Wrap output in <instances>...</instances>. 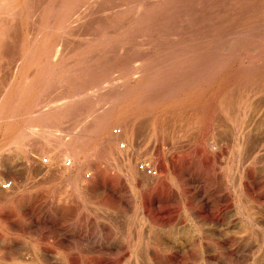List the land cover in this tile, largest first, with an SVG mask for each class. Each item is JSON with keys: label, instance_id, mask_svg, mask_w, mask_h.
Here are the masks:
<instances>
[{"label": "rangeland", "instance_id": "rangeland-1", "mask_svg": "<svg viewBox=\"0 0 264 264\" xmlns=\"http://www.w3.org/2000/svg\"><path fill=\"white\" fill-rule=\"evenodd\" d=\"M89 1L0 0V264H264V0Z\"/></svg>", "mask_w": 264, "mask_h": 264}, {"label": "bare ground", "instance_id": "bare-ground-1", "mask_svg": "<svg viewBox=\"0 0 264 264\" xmlns=\"http://www.w3.org/2000/svg\"><path fill=\"white\" fill-rule=\"evenodd\" d=\"M87 1H89V0H87ZM96 1H98V0H96ZM95 1V2H96ZM109 1V0H108ZM228 1V0H227ZM232 1V0H231ZM240 1V0H239ZM9 2V1H8ZM90 2V1H89ZM94 2V1H93ZM112 2V1H111ZM131 2V1H130ZM172 2V1H171ZM187 2H188V0H187ZM199 2V1H198ZM198 2H196V3H198ZM211 2H213V0L211 1ZM229 2V1H228ZM235 2H237V1H235ZM257 1L255 0V2L253 3V5L256 3ZM24 3H26V1L24 2ZM27 3H28V1H27ZM63 3H64V1H63ZM91 3V2H90ZM99 3H101V2H99ZM132 3V2H131ZM148 3V2H147ZM174 3V2H173ZM179 3V2H178ZM199 3H201V2H199ZM216 3H218V1L216 2ZM230 3V2H229ZM233 3V2H232ZM246 3V2H245ZM248 3V2H247ZM258 3H259V1H258ZM31 4V3H30ZM65 4V3H64ZM63 4V5H64ZM93 4V3H92ZM120 4H122V3H118V5H120ZM190 4V3H189ZM221 4H223V3H221ZM32 5V4H31ZM55 5V4H54ZM62 5V3L60 4V6ZM62 5V6H63ZM100 5V4H99ZM101 5H102V3H101ZM195 5V4H194ZM215 5H217V4H215ZM248 5V4H247ZM44 6V5H43ZM59 6V7H60ZM76 6V5H75ZM123 6V5H122ZM139 6V5H138ZM152 6V5H151ZM210 6V5H209ZM218 6V5H217ZM226 6V5H225ZM229 6V5H228ZM258 6V5H257ZM261 6V5H260ZM259 6V7H260ZM29 7H30V5H29ZM28 7V8H29ZM33 7V6H32ZM37 7V6H36ZM67 7V6H66ZM98 7V6H97ZM126 7V6H125ZM216 7V6H215ZM222 7V6H221ZM26 8V7H25ZM35 8V7H34ZM62 8V7H61ZM102 8V7H101ZM116 8H117V6H116ZM145 8V7H144ZM210 8H212V7H210ZM228 8H230V7H228ZM232 8V7H231ZM252 8V7H251ZM7 9V8H6ZM30 9V8H29ZM74 9H76V8H74ZM104 9H106V7L104 8ZM110 9V8H109ZM143 9V8H142ZM226 9V8H225ZM233 9V8H232ZM231 9V10H232ZM34 10V9H33ZM32 10V11H33ZM36 10V9H35ZM61 10V9H60ZM135 10V9H134ZM230 10V11H231ZM245 10V9H244ZM3 11V10H2ZM25 11H26V9H25ZM28 11V10H27ZM31 11V12H32ZM40 11V10H39ZM69 11H71V10H69ZM110 11V10H109ZM132 11V10H131ZM219 11V10H218ZM264 11V10H263ZM4 12V11H3ZM36 12V11H35ZM34 12V13H35ZM99 12H101V11H99ZM105 12V11H104ZM128 12V11H127ZM134 12V11H133ZM26 13V12H25ZM53 13H55V12H53ZM70 13V12H69ZM213 13V12H212ZM231 13V12H230ZM248 13V12H247ZM5 14V13H4ZM8 14V13H7ZM27 14V13H26ZM32 14V13H31ZM65 14V13H64ZM217 14V13H216ZM6 15V14H5ZM35 15V14H34ZM241 15V14H240ZM243 15V14H242ZM263 15V14H262ZM37 16V15H36ZM53 16V15H52ZM64 16V15H63ZM68 16V15H67ZM213 16V15H212ZM43 17V16H42ZM50 17V16H49ZM253 17H255V16H253ZM259 17V16H258ZM47 18V17H46ZM45 18V19H46ZM244 18V17H243ZM248 18V17H247ZM264 18V17H263ZM52 19V18H51ZM60 19V18H59ZM67 19V18H66ZM124 19V18H123ZM140 19V18H139ZM146 19V18H145ZM212 19V18H211ZM227 19H229L228 17H227ZM258 19V18H257ZM256 19V20H257ZM50 20V19H49ZM61 20H62V18H61ZM63 20H64V18H63ZM242 20V19H241ZM261 20V19H260ZM45 21V20H44ZM116 21V20H115ZM122 21V20H121ZM216 21H218L217 19H216ZM252 21V20H251ZM46 22V21H45ZM63 22V21H62ZM62 22L60 23V24H62ZM66 22V21H65ZM75 22V21H74ZM112 22V21H111ZM135 22V21H134ZM209 22V21H208ZM212 22V21H211ZM215 22V21H214ZM228 22V21H227ZM230 22H231V19H230ZM257 22V21H256ZM47 23V22H46ZM50 23V22H49ZM233 23V22H232ZM235 23V22H234ZM242 23H244V22H242ZM251 23V22H250ZM263 23V22H262ZM42 24V23H41ZM66 24V23H65ZM212 24V23H211ZM215 24H217L216 22H215ZM247 24V23H246ZM47 25V24H46ZM63 25V24H62ZM61 25V26H62ZM229 25V24H228ZM254 25V24H253ZM67 26V25H66ZM133 26H135V25H133ZM133 26H132V28H133ZM242 26V25H241ZM256 26V25H255ZM255 26H254V28H255ZM264 26V25H263ZM232 27V26H231ZM46 28V27H45ZM131 28V27H130ZM249 28H250V26H249ZM260 28V27H259ZM106 29V28H105ZM225 29V28H224ZM246 29V28H245ZM253 29V28H252ZM125 30H127V29H125ZM232 30H233V28H232ZM251 30V29H250ZM257 30V29H256ZM263 30V29H262ZM230 31V30H229ZM245 31V30H244ZM65 32V31H64ZM224 32V31H223ZM234 32V31H233ZM257 32V31H256ZM262 32V31H261ZM55 33V32H54ZM229 33H231V32H229ZM249 33V32H248ZM252 33V32H251ZM65 34V33H64ZM72 34V33H71ZM228 34V33H227ZM239 35V34H238ZM243 35V34H242ZM64 36V35H63ZM237 36V35H236ZM249 36V35H248ZM259 36V35H258ZM261 36H262V34H261ZM241 38V37H240ZM251 38V37H250ZM250 38H247L248 40L250 39ZM238 39V38H237ZM245 39V38H244ZM243 39V40H244ZM252 39V38H251ZM250 39V40H251ZM264 39V38H263ZM220 40V39H219ZM260 40V39H259ZM228 41V40H227ZM61 42V41H60ZM241 42V41H240ZM5 43V42H4ZM117 43V42H116ZM228 43V42H227ZM258 43V42H257ZM62 44V43H61ZM245 44V43H244ZM252 44H254L253 42H252ZM260 44V43H259ZM262 44V43H261ZM240 45V44H239ZM224 46V45H223ZM220 47V46H219ZM218 47V48H219ZM217 48V47H216ZM258 49V48H257ZM261 49H262V47H261ZM245 50V49H244ZM238 51V50H237ZM248 51V50H247ZM254 51V50H253ZM195 52V51H194ZM252 52V51H251ZM246 54H247V52H245ZM257 54H259L258 52H257ZM57 55V54H56ZM250 55H252V54H250ZM55 57V56H54ZM246 57V56H245ZM256 57V56H255ZM245 64H247V63H245ZM248 66V65H247ZM241 68V67H240ZM173 70V69H172ZM245 72V71H244ZM264 72V71H263ZM70 75V74H69ZM256 75V74H255ZM242 80V79H241ZM240 80V81H241ZM262 81V80H261ZM78 82V81H77ZM60 83V82H59ZM237 84H239L238 82H237ZM78 89V88H77ZM143 91H145V90H143ZM75 92V91H74ZM142 92V91H141ZM228 92V91H227ZM9 93V92H8ZM231 93H232V91H231ZM8 95V94H7ZM141 94H139V96H140ZM228 95V94H227ZM121 96V95H120ZM229 96V95H228ZM28 97V96H27ZM7 98V97H6ZM9 98V97H8ZM7 98V99H8ZM142 98V97H141ZM13 99V98H12ZM229 99H230V96H229ZM138 100V99H137ZM143 100V99H142ZM9 101V100H8ZM136 101V100H135ZM134 101V102H135ZM4 102V101H3ZM139 102V101H138ZM8 104V103H7ZM25 104V103H24ZM23 104V105H24ZM138 104V103H137ZM229 104V103H228ZM9 105V104H8ZM143 105V104H142ZM144 105H145V102H144ZM232 106V105H231ZM11 108H10V110L12 111V113H13V111H14V107H12V106H10ZM21 107V106H20ZM54 107V106H53ZM44 108V107H43ZM8 109V108H7ZM45 109V108H44ZM60 110V109H59ZM8 111V110H7ZM9 112V111H8ZM21 112V111H20ZM68 113H69V111H68ZM95 116V115H94ZM129 116V115H128ZM6 117V116H5ZM53 122V121H52ZM7 126V125H6ZM76 135V134H75ZM73 137V136H72ZM78 137V136H77ZM13 139V138H12ZM77 139V138H76ZM59 149V148H58ZM62 149H64V150H66L65 148H62ZM58 151V150H57ZM61 151V150H60Z\"/></svg>", "mask_w": 264, "mask_h": 264}, {"label": "built area", "instance_id": "built-area-1", "mask_svg": "<svg viewBox=\"0 0 264 264\" xmlns=\"http://www.w3.org/2000/svg\"><path fill=\"white\" fill-rule=\"evenodd\" d=\"M112 133H114L115 135L119 134V130L114 128L112 129ZM125 144L124 143H120V147H124ZM42 162L46 163L47 162V159L43 158L42 159ZM62 165L64 167H71V162L69 159H64L62 161ZM137 168L144 174L146 175H149V176H154L156 171H155V167L151 164H149L148 162L146 161H140L138 164H137ZM89 173H85L84 176L85 177H89ZM11 186V183L9 181H4L2 183H0V188L3 189V190H8Z\"/></svg>", "mask_w": 264, "mask_h": 264}]
</instances>
